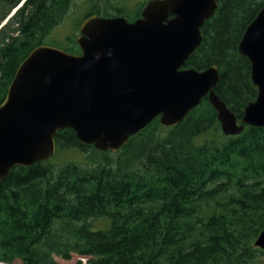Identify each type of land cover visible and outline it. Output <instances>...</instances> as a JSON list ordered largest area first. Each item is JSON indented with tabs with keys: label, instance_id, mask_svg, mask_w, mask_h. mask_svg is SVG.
Returning <instances> with one entry per match:
<instances>
[{
	"label": "trees",
	"instance_id": "1",
	"mask_svg": "<svg viewBox=\"0 0 264 264\" xmlns=\"http://www.w3.org/2000/svg\"><path fill=\"white\" fill-rule=\"evenodd\" d=\"M22 0H0V23ZM86 14L140 16L148 0H85ZM73 0H23L0 26V103L20 61L57 26ZM264 0H217L183 67L216 65L215 91L240 121L255 99L250 62L237 51ZM80 24V22H79ZM70 46L79 53L78 44ZM56 148L89 162L16 165L0 179V264H264V126L222 133L206 97L172 127L155 118L117 152L81 144L71 128ZM108 217L106 229L92 219ZM74 264H83L77 259Z\"/></svg>",
	"mask_w": 264,
	"mask_h": 264
},
{
	"label": "water",
	"instance_id": "2",
	"mask_svg": "<svg viewBox=\"0 0 264 264\" xmlns=\"http://www.w3.org/2000/svg\"><path fill=\"white\" fill-rule=\"evenodd\" d=\"M216 8L217 0H148L133 21L85 16L76 36L79 53L35 46L0 103V179L13 166L52 157L59 130L71 128L79 143L117 152L155 118L163 127L178 124L203 97L225 135L264 126V4L237 45L257 89L240 121L214 89L216 65L183 67ZM254 245L264 251V230Z\"/></svg>",
	"mask_w": 264,
	"mask_h": 264
},
{
	"label": "rangeland",
	"instance_id": "3",
	"mask_svg": "<svg viewBox=\"0 0 264 264\" xmlns=\"http://www.w3.org/2000/svg\"><path fill=\"white\" fill-rule=\"evenodd\" d=\"M89 7L90 4L85 0H73L62 21L44 38L43 44L51 45L69 52L68 50H71L70 46L74 44L73 40H76V36L78 35L79 22L86 16ZM13 9L14 8H12L10 12H12ZM86 153H90V148H87L85 152L76 148H56L54 155L48 160L55 166H59L67 161L86 164L90 161ZM90 221L93 229H106L110 225L108 217H99ZM77 259H80L82 263L85 264L86 257L79 256L76 253H73L70 259H63L59 256H55V260L59 264H74ZM19 263V261L16 262V264Z\"/></svg>",
	"mask_w": 264,
	"mask_h": 264
},
{
	"label": "bare ground",
	"instance_id": "4",
	"mask_svg": "<svg viewBox=\"0 0 264 264\" xmlns=\"http://www.w3.org/2000/svg\"><path fill=\"white\" fill-rule=\"evenodd\" d=\"M22 2H23V0H22ZM12 14H13V13H12ZM12 14H11V15H12ZM11 15H10V16H11ZM0 26H1V25H0Z\"/></svg>",
	"mask_w": 264,
	"mask_h": 264
}]
</instances>
